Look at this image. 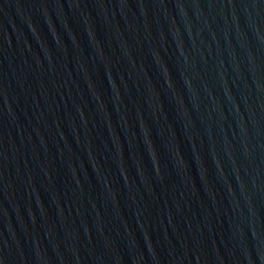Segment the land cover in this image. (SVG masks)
Returning <instances> with one entry per match:
<instances>
[{"label":"water","instance_id":"95a60500","mask_svg":"<svg viewBox=\"0 0 264 264\" xmlns=\"http://www.w3.org/2000/svg\"><path fill=\"white\" fill-rule=\"evenodd\" d=\"M0 264H264V0H0Z\"/></svg>","mask_w":264,"mask_h":264}]
</instances>
